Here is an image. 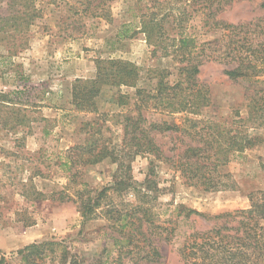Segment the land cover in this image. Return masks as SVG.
Listing matches in <instances>:
<instances>
[{"label": "rangeland", "instance_id": "rangeland-1", "mask_svg": "<svg viewBox=\"0 0 264 264\" xmlns=\"http://www.w3.org/2000/svg\"><path fill=\"white\" fill-rule=\"evenodd\" d=\"M98 1L92 0L82 12L86 0H0V90L10 92L9 101L0 102V259L10 264H26L17 251L45 240L58 243L35 257V264H115L120 245L115 240L122 239L123 233L102 215L106 200L92 215L83 216L78 207L80 197L103 188L113 206L125 210L128 203L140 202L157 222L169 218L177 204L214 215L247 208L250 192L264 193L261 130L254 132L263 138L261 144L231 155L224 167L236 187L218 191L183 184L166 162L133 154L124 146L121 115L136 114V106L151 120L184 127H188L185 116L197 124L230 121L235 108L246 116L244 90L224 74L221 63L208 60L200 65L196 84L209 105L177 113L155 109L147 92L154 93L161 80L163 87L181 81L176 87L180 96L186 85L178 63L170 57H152L153 46L139 31L141 15L164 0ZM258 1L233 0L220 16L233 22L249 19L259 15ZM188 2L178 0L176 6ZM201 22V14L194 12L184 23L197 41L212 38ZM126 29L130 36H117ZM112 59L138 68L133 85H114L105 79L94 96L97 111L75 109L74 83L94 79L98 66L116 69L108 62ZM138 98L145 100L143 104ZM190 98L201 102L199 95ZM90 133L99 138L97 147H104V157L92 164L75 161L78 147L87 143ZM156 138L166 154L178 147L177 153L190 142L180 130ZM179 230L172 241L158 243L161 261L138 264H182L177 246L187 224Z\"/></svg>", "mask_w": 264, "mask_h": 264}, {"label": "trees", "instance_id": "trees-1", "mask_svg": "<svg viewBox=\"0 0 264 264\" xmlns=\"http://www.w3.org/2000/svg\"><path fill=\"white\" fill-rule=\"evenodd\" d=\"M91 1L86 0L82 12L89 9ZM232 1L190 0L182 7L176 6L178 0H164V4L157 2V6L154 4L149 8L150 11L141 15L139 31L145 35L146 43L153 46L151 56L170 57L178 63L177 70L183 76L182 82L186 83L182 88L184 94L180 96L177 95L176 87L181 81L163 87L161 80L154 93L147 92L155 109L177 113L191 111L200 104L205 107L209 105V98L203 96L204 91L197 87L196 76L200 65L211 60L224 66L223 72L231 81L242 84L246 116L241 117L238 108L233 110L234 116L230 121L207 120L197 124L185 116L183 120L188 123V127H184L167 121L151 120L142 113L140 106H136L134 115H121L124 146L130 148L133 154L151 155L166 162L179 173L183 184L206 191L234 189L235 182L224 171L230 156L239 155L261 144L263 140L254 132H264V86L261 85L264 77V0L258 1L259 15L236 22L220 16ZM194 12L201 14V27L212 38L197 41L185 30L184 23ZM126 33L127 29L118 32L117 36H130ZM108 62L116 69L106 70L105 67L98 66L94 79L84 84L78 80L74 83L72 97L75 109L96 112L94 96L105 79L114 85H133L130 83L138 76V68L132 62L114 59ZM140 92L142 91L138 89L139 95ZM9 94L10 92L0 90V102L9 101ZM190 94L199 95L201 102L192 100ZM136 101L143 104L145 100L138 98ZM14 104L16 103L13 102L12 105ZM8 109H12L8 111V116L12 117L10 112H14V109ZM178 130L184 132L190 142L179 152L175 153L176 147V150H168L169 154H166L156 136L165 131L173 133ZM94 134L90 133L87 143L78 147L75 161L92 164L104 157L105 149L97 147L99 138ZM260 166L264 170V157H260ZM131 183L127 182L129 186H132ZM248 198L250 203L247 208L214 215L177 204L171 210L169 218L160 222L140 202L128 203L125 210L113 206L105 188L80 197L78 207L83 216L92 215L106 200L101 208L102 215L123 233L122 239L115 240L116 244H120L115 264L161 261L163 255L158 243L172 241L184 224H187L188 230L177 246L182 264H264V193L250 192ZM57 243L54 240L33 242L17 252L22 262L35 264V257H42L45 249ZM50 251L53 250L50 248ZM0 263L10 264L3 258Z\"/></svg>", "mask_w": 264, "mask_h": 264}]
</instances>
